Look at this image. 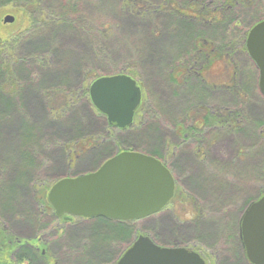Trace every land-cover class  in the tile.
<instances>
[{
  "label": "rangeland",
  "instance_id": "374dc122",
  "mask_svg": "<svg viewBox=\"0 0 264 264\" xmlns=\"http://www.w3.org/2000/svg\"><path fill=\"white\" fill-rule=\"evenodd\" d=\"M150 1L156 4L161 0ZM88 2L85 10L92 24L104 27L120 25V34H111V38L100 37L112 51L109 55L111 64L101 62L104 73L108 74L115 67L127 68L128 54L122 37L140 30L150 31L151 26L140 25L129 11L120 14L117 9L118 0ZM179 3L186 4L183 0H179ZM253 6V13L251 11L247 19L255 22L264 15V0H255ZM6 16L14 17V23L5 24ZM161 23L162 26L151 30L154 37L146 41L153 50L147 56L152 63L167 59L169 61L173 52H182L187 42V29H170L171 25L166 17ZM77 24L84 26V21L81 19ZM27 26L28 19L21 8L8 5L0 9V44L19 32H24ZM247 26L244 29L240 27V30H246ZM55 30L60 32L55 35ZM54 31L47 41L54 37L61 44L60 55H54L57 61L39 72L36 84H27L22 88L19 96L22 101L13 100L11 107L6 102L0 111V161L8 160V169L1 174L5 190L2 194L4 198L0 195V202L2 201L5 210L9 208L16 211L14 215L6 217L9 221L6 224L7 231L12 232L19 243L20 239L24 240L28 252H34L40 259L41 256H47V259L50 256V262L55 258L57 264H86L84 250L89 259L107 264L109 260H116L132 243L128 248L130 249L140 236L149 237L160 247L195 246L207 254V257L208 254L219 257L217 264H246L240 258L241 248L236 235L242 213L249 204L259 200L264 192V138H260L256 131V125L264 123V97L259 91V71L251 58L244 53L237 55L235 63L241 74L237 75L236 87L229 90V93L223 89L201 90L194 77H189L190 82L185 86L177 87L167 81L163 72L154 73L153 70L146 74V86L149 90L146 91L147 105L157 113V124L162 131L158 140L154 138L151 147H160L157 150L166 158L165 163L173 170V176L178 179V187L183 189V193L174 197L167 208L158 214L134 221L135 232L129 242L126 237H121L126 238V243L120 246V242L109 244L103 240L102 236L109 234L104 231L106 228H101L96 223L84 222L79 219L81 217L69 216L71 219L66 220L67 215L58 217L55 214V217H46L44 220L34 216L37 209L36 203H33L36 194L34 186L47 187L57 180L94 173L108 157L106 150L109 147H103L101 151H96L99 153H87L68 160L63 144L72 141L73 147L77 143L73 142L83 138L84 148L98 140L106 142L103 146H111L108 153L118 151L111 131L118 138L120 129L113 128L100 133L101 123H96L93 118V113L99 116L100 112L94 106L88 109L77 103L72 105L73 98L68 96L66 105L63 104L60 108L55 105V109L59 110L56 114L50 110V106V111L45 107L43 94L62 83L77 84L82 63L91 55L84 39L70 29L58 26ZM207 32L206 37L215 36L209 30ZM28 39L30 38L22 41L21 57H30L36 50L40 53L45 50V41L33 39L26 42ZM175 67L176 62L171 69ZM34 77L35 74L32 75L33 79ZM239 88L245 91L240 97L237 95L241 90ZM200 104H205L212 111L220 108H246L247 120L241 119V123H236L235 126L229 123H225V126L223 123L208 125L201 121L191 123L194 116H203V110L198 108ZM68 105L75 108L71 109ZM24 109L31 113L30 120L25 119L26 114L22 118ZM149 135L150 132L144 128L123 146L128 149L132 145L137 149L140 141H147ZM151 136L155 135L151 133ZM32 143L36 147L30 146L31 149H28L27 146ZM26 153H29V163H37L33 169L26 167ZM9 194L15 198L6 199ZM25 194L26 199L23 201ZM112 234L114 238V233ZM93 241L99 242L97 247ZM91 242L94 246L92 249ZM37 248L41 251L38 252ZM15 255H10L12 260ZM29 258V264H47V259L33 262L34 257Z\"/></svg>",
  "mask_w": 264,
  "mask_h": 264
},
{
  "label": "trees",
  "instance_id": "16d2710c",
  "mask_svg": "<svg viewBox=\"0 0 264 264\" xmlns=\"http://www.w3.org/2000/svg\"><path fill=\"white\" fill-rule=\"evenodd\" d=\"M88 1L91 0H0V9L8 5L19 7L25 11V16L28 19V26L24 32H19L10 40H5L0 44V111L3 110L4 103L9 102L11 107L13 100H21L19 96L22 88L27 84H36L37 81H39L37 77L39 72L44 70L47 66L51 67V65L57 61L54 59V55H60L62 50L61 44L54 37L48 41L47 38L52 31H54V28L56 29L58 26H63L84 39L83 41L89 48L88 52L91 53V55L86 57L82 63L80 68V78L77 81V84L65 83L66 85H63L62 83L58 86H54L47 94H43L46 100L45 107L48 110L50 106V110H53L54 114H56L59 110L57 111V109H55V105H59L57 108L62 107L63 104L66 105V99L68 96L73 98L72 105L77 103V105H84L85 107H88V109H92L93 105L90 100L89 89L97 79L106 76L126 73L135 79L138 86L142 89V102L135 112L133 125L126 129H120L118 138L117 134H114L111 131V136L115 137L114 141H116L114 145L118 148L116 153H108L111 146H103L106 142L98 140L92 142L94 144L91 143L92 145L90 147L84 148V139L81 138L78 141L73 142V144L77 142L73 147L71 145L72 141L63 144L64 149L68 153V160L77 159V157L83 156L87 153H99L96 151H101L103 147H109L108 150H106L108 157L96 170H98L106 161L126 150L128 152H139L153 156L171 170V168L165 163L166 158L161 155L160 150H157V148L159 149L160 147H155L153 149L151 147L154 138L158 140L159 135H162V131L159 124H157L159 123L157 113L147 105L148 95L146 91L149 92V90H147L148 87L146 86V74L148 72H153V70H155L154 73L163 72L167 81L172 86L177 87L185 86L190 82L189 77H194L195 80L199 82L201 90L223 89L229 93V90L236 87L237 75L239 74L238 76H240L241 74V71L238 70L237 64L235 63L237 55L244 53L249 57L246 49L247 35L252 27L264 20V15L259 17L255 22L247 19L250 12L252 11L253 13V4L255 3V0H183L184 3L186 2L185 5L180 4L179 0H161L156 2V4L150 0H118L117 9L120 14H123L124 11H129L139 21L140 25L149 24L151 29L147 32L140 30L133 35L123 36L122 38L125 42H121H124L123 44L125 45L128 54L126 56L127 68L115 67L110 70L108 74H105L101 62L103 61L111 64L109 61V55L112 51L109 50L108 46L104 45L103 40L100 37L111 38V34H120V25L104 27L103 25L92 24V21L86 15L85 10V4H88ZM96 1L92 0V2ZM165 17L170 22V29H187L185 32V34H187V36H185V38L187 37V42L183 39L186 42L185 48L183 46L182 52L180 53L177 51L173 52L174 55L169 57V61L167 59L166 61L162 60L158 63H152V61H148L147 56L151 54L153 50L146 41L154 37L152 31L162 26L161 21ZM81 19L84 21V26L77 24ZM245 26L248 27L246 30H240V27H243L244 29ZM207 30L213 35L215 34V36L206 37V35H208ZM59 32L60 31L58 30L54 31L55 35ZM27 38L30 39L26 42L32 41L33 39H38L40 42L45 41V50L42 53L36 50L30 57H21L20 52L22 41ZM174 62H176L177 67L171 69ZM33 74H35L34 79L32 78ZM21 75L23 77H21ZM244 92L245 91L241 89L237 95L240 97ZM69 102H71L70 99ZM72 105H68V107L74 109L75 107ZM198 108L203 110V116L198 117L199 114L197 113L198 115L194 116L191 123H199L201 121L208 125L229 123L230 125L235 126L236 123H241V119L242 121L247 120L245 118L246 108H244L245 110L241 108H220L218 111H212L210 110L211 108L207 107L205 104H200ZM22 113V118H24V115L26 114L25 119H31V113H29L27 109H24ZM93 118L96 123H101V128L98 130L102 134L104 130L117 128L115 125L110 124L107 121L106 116L101 113L99 116L93 113ZM256 126L258 136L264 138V123L257 124ZM144 128L150 132L148 140L140 141L141 143L138 144L139 147L137 149L132 145L128 149L124 148V144L128 143L130 138L135 135L136 132L141 131ZM151 133L155 136H151ZM110 142L111 141L109 140L108 143ZM30 146L36 147L34 143L28 145V149H31ZM24 157L27 160L26 167H31V169L36 167V162L32 164L29 163V153H26ZM7 161L8 160L0 161V169H2L0 172L1 196L5 190L4 184L1 182V174L4 170L6 171L8 169ZM171 171L173 174V170ZM2 177H5V175ZM174 178L176 181L174 197H176L183 193V189L178 187L179 182L175 175ZM58 181L59 180L55 181L52 185L47 187H44L45 185L35 187L34 185L36 183L33 185L34 190H36V194H32L34 195L33 203H36L37 208L34 213L35 217L45 220L46 217L53 218L56 216L54 209L48 200V193L51 187ZM262 196H264V192ZM262 196H260V198ZM14 198L15 197H13L12 194H9L6 199ZM25 199L26 194L23 201H25ZM1 202L0 264H23L24 262H28L27 259L29 257H34L33 262H40L42 258L46 260L47 256H41L40 259L39 255H36L34 252H28L24 245V240L22 241V239H20L21 243H19L17 237L12 232L7 231L6 224L9 221L6 217L10 216V214L14 215L16 211L10 210L9 208L5 210ZM40 207L45 208V210H42ZM243 214L244 212L242 215ZM27 215L29 217L28 213ZM79 219L84 222L96 223L97 226H100L101 228L103 226L106 228L104 231H107L109 234L102 237L103 240L107 241L109 244L112 242H120V246H122L126 243L124 241L127 240V242H129L133 232H135L134 221L120 222L102 217ZM112 225L114 226L112 227ZM240 228L241 222L239 223L238 233L240 232ZM112 232L114 233V238L112 237ZM238 235L239 234H237L236 237ZM121 237H126L127 239ZM233 238H235V236H233ZM25 241L28 242L27 240ZM132 241L134 242V239ZM93 242L90 244L91 249ZM98 243L99 242H94V246L97 247ZM241 243L242 241H239L240 248L244 249L243 244L241 245ZM126 250L122 251L116 260H109V263L117 264L125 254ZM85 253H87L86 250H84V263L99 264L89 259ZM10 255L16 256L14 260H12ZM50 258L51 257L49 256L47 260ZM51 263L57 264V260L53 258Z\"/></svg>",
  "mask_w": 264,
  "mask_h": 264
},
{
  "label": "water",
  "instance_id": "95a60500",
  "mask_svg": "<svg viewBox=\"0 0 264 264\" xmlns=\"http://www.w3.org/2000/svg\"><path fill=\"white\" fill-rule=\"evenodd\" d=\"M15 18L6 16L5 24ZM249 57L259 71V91L264 97V20L249 31ZM93 106L119 129L133 125L142 102V89L127 74L97 79L89 89ZM176 181L157 158L122 152L106 161L94 173L56 182L48 193L55 214L60 217L108 218L120 222L139 221L161 212L175 194ZM67 218L66 220H70ZM241 236L250 264H264V196L251 203L241 219ZM117 264H205L201 256L186 248L160 247L140 236Z\"/></svg>",
  "mask_w": 264,
  "mask_h": 264
},
{
  "label": "flooded vegetation",
  "instance_id": "af4514ba",
  "mask_svg": "<svg viewBox=\"0 0 264 264\" xmlns=\"http://www.w3.org/2000/svg\"><path fill=\"white\" fill-rule=\"evenodd\" d=\"M221 124V123H220ZM223 126H225V124L223 125ZM175 196V195H174ZM174 199V197L172 198V200ZM171 200V201H172ZM171 201L168 203V205L171 203ZM167 205V206H168ZM167 206L165 207V208H167ZM164 208V209H165ZM247 209V208H246ZM245 212V211H244ZM63 216H65V215H63ZM66 218V217H65ZM241 219H242V217H241ZM239 235L237 236L238 237V240L241 242L242 241V243H241V245L243 244V239H242V236H241V228H240V232L238 233ZM35 246V245H34ZM243 247H244V244H243ZM183 248V247H182ZM185 248V247H184ZM186 249L187 250H189V251H194V252H196V253H198L200 256H201V258L204 260V262H205V264H213V262L215 263V264H217V262H219V257H214V256H211L212 254H208V257H207V254L205 255L204 253H203V251L202 250H200L199 248H197V247H195V246H193V247H186ZM37 251L39 252V251H41V249L39 248H37ZM45 253H44V251H43V255H44ZM45 257V256H44ZM240 258L242 259V260H244V262L246 263V264H250L249 263V261H248V258H247V254H246V250H245V247H244V249H241V255H240ZM27 264H29V262H26ZM47 264H51V262H50V260H47V262H46ZM52 264H55V263H52Z\"/></svg>",
  "mask_w": 264,
  "mask_h": 264
}]
</instances>
